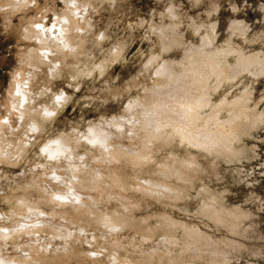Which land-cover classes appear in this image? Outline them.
Listing matches in <instances>:
<instances>
[{
	"label": "rangeland",
	"instance_id": "obj_1",
	"mask_svg": "<svg viewBox=\"0 0 264 264\" xmlns=\"http://www.w3.org/2000/svg\"><path fill=\"white\" fill-rule=\"evenodd\" d=\"M0 152V264H264V0H0Z\"/></svg>",
	"mask_w": 264,
	"mask_h": 264
},
{
	"label": "bare ground",
	"instance_id": "obj_2",
	"mask_svg": "<svg viewBox=\"0 0 264 264\" xmlns=\"http://www.w3.org/2000/svg\"><path fill=\"white\" fill-rule=\"evenodd\" d=\"M218 52H219V51H218ZM202 54H203V52H202ZM202 54H201V55H202ZM211 54H213V53H211ZM199 59H200V58H199ZM257 60H258V58H257ZM201 61H202V59H201ZM214 61H215V60H214ZM211 62H212V61H210V63H211ZM253 62H254V61H253ZM253 62H251V63H253ZM256 62H257V61H256ZM256 62H254V63H256ZM199 63H201V62H199ZM210 63H208V64H210ZM212 63H214V62H212ZM212 63H211V64H212ZM202 64H204V63L202 62ZM211 64H210V65H211ZM215 65H216V64H215ZM74 66H75V64H74ZM197 66H198V64L196 65V67H197ZM211 66H212V65H211ZM198 67H199V66H198ZM201 67H202V65H201ZM207 67H208V66H207ZM212 67H213V66H212ZM212 67H211V68L208 67V69H214V68H215V67H214V68H212ZM216 67H217V66H216ZM218 69H219V66H218ZM220 69H221V68H220ZM192 70H193V69H192ZM194 70H196V69H194ZM199 71H200V68H199ZM203 71H204V68H203ZM207 71L210 72V70H207ZM213 71H214V70H213ZM216 72H217V71H216ZM216 72H215V73H216ZM193 73H194V72H193ZM196 73H198V72H196ZM200 73H201V71H200ZM218 73H219V70H218ZM231 73H232V72H231ZM76 74H77V73H76ZM201 74H202V73H201ZM205 74H206V73H205ZM205 74H204V75H205ZM208 74H210V73H208ZM211 74H212V73H211ZM211 74H210V75H211ZM220 74H221V73H220ZM206 75H207V74H206ZM231 75H232V74H231ZM200 77H201V75H200ZM204 77H205V76H204ZM228 77H230V76H228ZM23 81H24V80H23ZM199 81H200V80H199ZM204 82H205V81H204ZM197 83H198V82H197ZM200 83H202V82H200ZM206 83H207V82H206ZM202 85H203V83H202ZM195 86H196V85H195ZM203 87L205 88L204 85H203ZM196 90H198V89H196ZM203 90H205V89H203ZM198 91H199V90H198ZM198 95H199V94H198ZM201 95H202V94H201ZM200 97H201V96H200ZM196 98H197V97H196ZM198 100H199V99H198ZM200 100H201V99H200ZM202 100H204V98H203ZM222 100H223V99H222ZM222 100H221V101H222ZM194 101H197V100H194ZM198 102H199V101H198ZM198 102H197V103H198ZM201 102H202V101H201ZM201 102H200V103H201ZM223 102H224V100H223ZM223 102H222V103H223ZM232 102H233V101H232ZM200 103H199V104H200ZM202 103H203V102H202ZM222 103H221V104H222ZM230 103H231V102H230ZM199 104H197V105H199ZM227 104H228V103H227ZM233 104H234V102H233ZM189 105H190V104H189ZM189 105L186 106V107H187L188 110L190 111L192 106H189ZM192 105H193V104H192ZM194 105H195V104H194ZM204 105H205V104H204ZM218 105H219V104H218ZM222 105H223V104H222ZM239 105H240V104H239ZM199 106H200V105H199ZM201 106H202V105H201ZM193 107H194V106H193ZM196 107H197V106H196ZM238 107H239V106H238ZM35 108H36V107H35ZM241 108H242V107H241ZM233 109H234V108H233ZM237 109H238V108H237ZM238 111H239V110H238ZM28 112H29V111H28ZM38 112H39V111H38ZM242 112H243V111H242ZM191 113H192V111H191ZM234 114H235V113H234ZM241 114H242V113H241ZM188 115H189V113L187 114L186 117H188ZM192 115H193V114H192ZM235 115H236V114H235ZM235 115H234V116H235ZM237 115H238V114H237ZM237 115H236V116H237ZM242 115H243V114H242ZM250 115H252V114H250ZM255 115H256V114H255ZM255 115H254V116H255ZM189 116H190V115H189ZM194 116H195V112H194ZM236 116L234 117V119L236 118ZM243 116H244V115H243ZM246 116H247V115H246ZM231 117H232V116H231ZM249 117H250V116H249ZM256 117H257V116H256ZM31 118H32V117H31ZM190 118H191V117H190ZM194 118H195V117H194ZM253 118H254V117H253ZM180 119H181V118H180ZM198 119H199V118H198ZM204 119H205V118H204ZM204 119H203V120H204ZM247 119H248V118H247ZM250 119H251V118H250ZM27 120H28V119H27ZM27 120H26V121H27ZM29 120H30V119H29ZM186 120L189 121V120H190L189 117L186 118ZM195 120H197V119H195ZM31 121H32V120H31ZM191 121L194 122V120H192V119H191ZM207 122H208V121H207ZM232 122H233V121H232ZM236 122H237V121H236ZM238 122H240V121L238 120ZM246 122H247V121H246ZM249 122H250V121H249ZM227 123H228V122H227ZM230 123H231V121H230ZM230 123H229V124H230ZM251 123H254V122H251ZM188 124H189V123H188ZM188 124H187V125H188ZM191 124H192V123H191ZM191 124H189V125H191ZM229 124H228V125H229ZM231 124H232V123H231ZM238 124H239V123H238ZM194 125H195V123H194ZM204 125H205V123H204ZM240 125H241V124H240ZM237 126H238V125H237ZM188 127H189V126H188ZM190 127H191V126H190ZM194 127H195V126H194ZM205 127H206V126H205ZM197 128H198V127H197ZM197 128H196V129H197ZM201 128H203V127H201ZM240 128H241V127H240ZM223 129H224V128H223ZM202 130H205V128L202 129ZM187 131H188V130H187ZM192 131H195L194 128H193ZM197 131H198V130H197ZM206 131H207V129H206ZM222 131H223V130H222ZM219 132H220V131H219ZM230 132H232V131H228L229 134H230ZM233 132H234V131H233ZM204 133H205V131H204ZM225 133H226V132H225ZM228 133H227V134H228ZM196 134H197V132L195 133V135H196ZM207 134H208V133H207ZM227 134H226V135H227ZM229 134H228V135H229ZM1 135H2V133H1ZM203 135H204V134H203ZM232 135H233V134H232ZM198 136H199V135H198ZM200 136H202L201 133H200ZM204 137H205V136H204ZM231 137H232V136H231ZM195 138H196V137H195ZM195 138H194V139H195ZM200 138H201V137H200ZM210 138H211V137H210ZM210 138L208 137V140H211V141H212V139H210ZM222 138H223V137H222ZM217 139H219V138H217ZM217 139H216V140H217ZM223 139H224V138H223ZM196 140H198V138H197ZM206 140H207V139H206ZM216 140L214 139V141H216ZM232 140H233V139H231V141H232ZM199 141H200V139H199ZM201 141H203V139H202ZM217 141H219V140H217ZM229 141H230V140H229ZM220 142H221V145H222V141H220ZM5 143H6V142H5ZM8 143H9V142H8ZM204 143H205V142H204ZM216 143H217V142H216ZM216 143H215V144H216ZM226 143H227V142H226ZM217 144L220 145L219 142H218ZM217 144H216V145H217ZM223 144H224V143H223ZM229 145H230V144H229ZM4 146H5V145H4ZM204 146H205V145H204ZM224 146H225V144H224L222 147H224ZM5 147H6V146H5ZM205 147H206V146H205ZM205 147H204V148H205ZM227 147H228V146H227ZM228 148H229V147H228ZM3 149H4V148H3ZM1 150H2V149H1ZM228 150H229V149H228ZM3 151H4V150H3ZM0 153H2V152H0ZM17 153H18V152H17ZM0 155H1V154H0ZM13 156H14V155H13ZM3 157H4V153H3L2 158H3ZM10 159H11V158H10Z\"/></svg>",
	"mask_w": 264,
	"mask_h": 264
}]
</instances>
